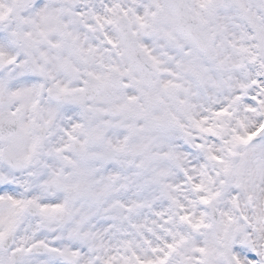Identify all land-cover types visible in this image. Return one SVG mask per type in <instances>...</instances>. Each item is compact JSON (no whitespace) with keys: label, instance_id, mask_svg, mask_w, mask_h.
<instances>
[{"label":"snow or ice","instance_id":"1","mask_svg":"<svg viewBox=\"0 0 264 264\" xmlns=\"http://www.w3.org/2000/svg\"><path fill=\"white\" fill-rule=\"evenodd\" d=\"M0 264H264V0H0Z\"/></svg>","mask_w":264,"mask_h":264}]
</instances>
